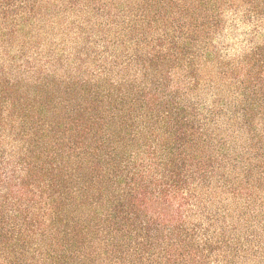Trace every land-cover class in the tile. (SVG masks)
I'll list each match as a JSON object with an SVG mask.
<instances>
[{"label": "trees", "instance_id": "obj_1", "mask_svg": "<svg viewBox=\"0 0 264 264\" xmlns=\"http://www.w3.org/2000/svg\"><path fill=\"white\" fill-rule=\"evenodd\" d=\"M261 27L264 0H0V264H264Z\"/></svg>", "mask_w": 264, "mask_h": 264}, {"label": "rangeland", "instance_id": "obj_2", "mask_svg": "<svg viewBox=\"0 0 264 264\" xmlns=\"http://www.w3.org/2000/svg\"><path fill=\"white\" fill-rule=\"evenodd\" d=\"M264 41V28L261 27V29L259 30V38H258V42H263ZM229 45L232 46V54H239L240 52H244V27L239 28V31L237 32L236 35L232 36V38L229 40ZM1 71V70H0ZM244 75V73H243ZM2 74L0 73V84L4 83L7 85V80L2 78ZM2 88L4 89L5 86L2 85ZM3 89H0V94L2 92ZM14 99H16V101L18 102L19 100H21L23 98V95L20 93H15L13 95ZM3 104L0 105V107H2Z\"/></svg>", "mask_w": 264, "mask_h": 264}]
</instances>
